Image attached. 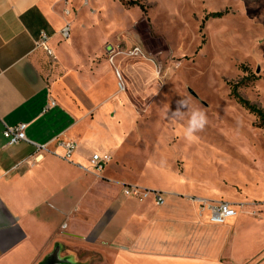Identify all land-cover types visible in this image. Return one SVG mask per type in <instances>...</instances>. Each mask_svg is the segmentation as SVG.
I'll return each mask as SVG.
<instances>
[{
	"label": "crops",
	"instance_id": "crops-1",
	"mask_svg": "<svg viewBox=\"0 0 264 264\" xmlns=\"http://www.w3.org/2000/svg\"><path fill=\"white\" fill-rule=\"evenodd\" d=\"M65 1L0 0V264H264V203L190 190L174 167L141 161L145 122L119 93L113 46L76 36L88 23L71 26ZM42 33L52 56L36 46ZM21 123L29 142L9 146L4 128ZM68 141L77 148L65 160ZM94 155L108 159L100 174ZM122 185L165 204L128 198ZM200 200L238 214L213 224Z\"/></svg>",
	"mask_w": 264,
	"mask_h": 264
},
{
	"label": "rangeland",
	"instance_id": "rangeland-1",
	"mask_svg": "<svg viewBox=\"0 0 264 264\" xmlns=\"http://www.w3.org/2000/svg\"><path fill=\"white\" fill-rule=\"evenodd\" d=\"M65 2L71 26L88 23L76 36L113 46L125 85L119 93L145 122L141 161L174 167L190 190L264 203V129L230 95L247 79L239 94L264 109V0ZM182 97L208 116L194 142L183 135L186 119H168Z\"/></svg>",
	"mask_w": 264,
	"mask_h": 264
},
{
	"label": "built area",
	"instance_id": "built-area-1",
	"mask_svg": "<svg viewBox=\"0 0 264 264\" xmlns=\"http://www.w3.org/2000/svg\"><path fill=\"white\" fill-rule=\"evenodd\" d=\"M84 1L85 3L88 2V0H84ZM70 32H71L70 24H67L61 31L62 38L64 40H68L70 37ZM47 41H48V37L42 33L41 38L38 41H36V46L43 47L45 51L48 53V55L52 56V51L47 45ZM117 76L120 80L119 89L121 91H125V85L122 76L119 72H117ZM54 105L55 102H52L50 104V106H54ZM28 127L29 125L25 123H21L14 127L6 126L4 128L3 135L8 142V145L15 146L23 142H29L27 138ZM60 146L65 151V154L63 155V158L65 160H69L77 148V144L72 141L61 143ZM38 148L39 150L45 149V147H38ZM107 161H108L107 158H102L99 155H94L91 160V169L95 172V174L97 173L100 174L104 170V164L107 163ZM121 191L123 195H125L128 198H134L140 201L153 198L157 206H163L165 204L164 195L157 191H150L132 185H122ZM199 207L201 214L207 213L209 216V221L213 224H218V225L227 223L230 219L236 217L238 214L236 207L234 205L224 201L211 202L206 200H200ZM66 227L67 226L64 225V228Z\"/></svg>",
	"mask_w": 264,
	"mask_h": 264
},
{
	"label": "clouds",
	"instance_id": "clouds-1",
	"mask_svg": "<svg viewBox=\"0 0 264 264\" xmlns=\"http://www.w3.org/2000/svg\"><path fill=\"white\" fill-rule=\"evenodd\" d=\"M159 77V72L154 73ZM170 123L175 124L181 120H187L183 128V135L188 142H194L198 139L197 133L203 131L208 125V116L201 108H193L186 97L177 101V107L174 111H168Z\"/></svg>",
	"mask_w": 264,
	"mask_h": 264
},
{
	"label": "trees",
	"instance_id": "trees-1",
	"mask_svg": "<svg viewBox=\"0 0 264 264\" xmlns=\"http://www.w3.org/2000/svg\"><path fill=\"white\" fill-rule=\"evenodd\" d=\"M123 1V0H121ZM214 16H221L216 14ZM251 81L247 79H243L241 83L235 84L231 86V97L241 105L249 114L253 115L258 121V127L264 129V109L251 103L249 100L243 98L239 94V88L242 86H247Z\"/></svg>",
	"mask_w": 264,
	"mask_h": 264
},
{
	"label": "water",
	"instance_id": "water-1",
	"mask_svg": "<svg viewBox=\"0 0 264 264\" xmlns=\"http://www.w3.org/2000/svg\"><path fill=\"white\" fill-rule=\"evenodd\" d=\"M58 252H59V250H58V248H56V250L54 251V253L52 254V256L49 259L53 260V259L58 258Z\"/></svg>",
	"mask_w": 264,
	"mask_h": 264
}]
</instances>
